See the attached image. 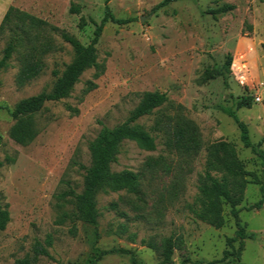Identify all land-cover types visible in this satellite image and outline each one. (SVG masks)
Here are the masks:
<instances>
[{"label":"rangeland","instance_id":"rangeland-1","mask_svg":"<svg viewBox=\"0 0 264 264\" xmlns=\"http://www.w3.org/2000/svg\"><path fill=\"white\" fill-rule=\"evenodd\" d=\"M161 1L108 2L116 17L132 21L106 23L97 44L99 67L86 69L67 97L46 103L35 114L39 133L25 145L10 137L12 110L20 100L53 88L75 55L61 32L89 44L107 1H12L46 24L23 32L12 23L0 35V59L9 43L15 45L0 70V202L11 215L6 229L0 230V264H16L34 255L39 244L51 256L40 255L35 264H133V255L140 264H161L163 243L170 236L178 241L174 264L220 259L226 249L232 253L220 264H264V202L260 209H248L262 198L264 162L245 147L237 123L221 108L236 109L252 142L263 139L264 150V0H178L156 8ZM226 4L235 8L216 16L209 13ZM34 45L48 49L45 68L19 86L23 56ZM229 55L232 64L227 69ZM219 68L222 74L212 77L211 70ZM147 91L169 98V103L138 120L157 147L146 150L125 140L111 165L113 171L141 174L144 201L123 191H101L96 224L77 221L74 228L70 220L59 223L63 212L74 208L62 194L84 188L81 165L91 164V141L104 126L126 121ZM243 95L252 96L251 108L237 109ZM168 117L172 122L185 117L199 126L204 146L198 154L180 155L167 147L157 122ZM218 140L230 142L245 168L261 181L247 185L239 206L241 224L256 237L237 238L234 247L227 242L237 231L228 205L221 228L195 214L201 208L198 186L205 174L206 147ZM158 156L173 166L171 173L145 171L148 159ZM113 202L119 203L120 211L111 208ZM110 250L116 251L103 254Z\"/></svg>","mask_w":264,"mask_h":264},{"label":"trees","instance_id":"trees-1","mask_svg":"<svg viewBox=\"0 0 264 264\" xmlns=\"http://www.w3.org/2000/svg\"><path fill=\"white\" fill-rule=\"evenodd\" d=\"M105 7V15L100 23L95 22L94 36L89 44L82 43L76 36L67 32H61L65 41L71 44L74 49L73 60L66 65L62 75L58 77L53 88L50 91H42L38 94L26 97L20 100L11 112L15 123L10 129V137L17 143L25 145L30 143L38 135L35 114L43 109L46 103L60 101L67 97L72 91L74 85L79 81L83 72L90 67H99L97 61V44L102 36L107 22L112 21L117 24H126L132 19L118 18L111 11L108 2ZM178 0H162L156 8L168 5ZM155 8V9H156ZM235 8L232 4H226L216 9L209 10L214 16L226 13ZM75 12H79V7L73 6ZM15 23L17 29L23 32L32 28H40L46 24L44 20L28 12L22 11L15 5H10L7 9L1 23L0 35L8 25ZM15 51V45L9 43L4 50V55L0 59V70L7 65L8 59ZM48 51L46 48H40L37 45L32 46L23 56L21 68L17 75V83L24 86L31 80L38 77L45 68L44 54ZM232 64V55H229L225 63V68ZM212 77L222 74V69L211 70ZM169 103L166 93L159 91H147L143 94L139 104L134 108L129 118L123 123L115 126H104L99 135L90 143L91 164L89 166L81 165L85 170L84 188L81 192L74 189L65 191L62 197L69 201L73 210H65L59 220L63 223L70 220L77 228V221L96 224L99 218L96 197L99 192H125L136 197L139 202L144 201L145 192L141 186V174L132 170L113 171L112 163L116 160L120 151V146L125 140L136 142L141 148L146 150H155L156 139L139 123L143 116L152 114L155 109ZM253 106L252 96L243 95L237 102V109ZM222 110L231 116L237 123L241 131V140L245 147L260 156L264 162V150L261 148L263 139L258 144H254L250 138L248 125L239 118L237 110L232 107H221ZM179 109V108H178ZM158 127L163 130L166 136V145L171 151L180 155H196L203 146V138L199 126L192 120L185 117H179L172 122V117L167 120L160 119ZM145 171L154 174L162 171L171 173L173 166L168 163L163 156L150 157L144 166ZM251 176V178H249ZM177 174H175V179ZM252 182H261L257 174L247 170L244 164L238 158L235 147L226 140H218L210 143L206 147L205 174L201 178L199 188V200L201 208L195 210L196 217L215 228H221L225 224L224 207H230V213L235 219L237 226L236 236L227 238L228 245L234 247V241L240 239H254L255 232H249L240 222L239 207L242 203L247 185ZM178 183V181H177ZM262 198L248 207L249 210L260 209L264 202V182L261 184ZM123 198L121 197V200ZM111 208L118 210L119 203L113 202ZM140 208V205H136ZM120 211V210H118ZM124 213V212H121ZM125 215V213H124ZM11 220L10 211L6 205L0 202V230H5ZM48 243L51 244L49 237ZM178 246V241L173 236L167 237L163 243V260L161 264H174V253ZM111 251H104L107 254ZM128 251V250H122ZM230 250L224 251L223 257L212 261L203 260L191 261L183 260L181 264H220L225 261ZM40 255L51 256L48 249L39 244L34 251V255L27 254L17 259L16 264H35ZM133 264H140L133 255Z\"/></svg>","mask_w":264,"mask_h":264},{"label":"crops","instance_id":"crops-1","mask_svg":"<svg viewBox=\"0 0 264 264\" xmlns=\"http://www.w3.org/2000/svg\"><path fill=\"white\" fill-rule=\"evenodd\" d=\"M13 0H0V23Z\"/></svg>","mask_w":264,"mask_h":264},{"label":"built area","instance_id":"built-area-1","mask_svg":"<svg viewBox=\"0 0 264 264\" xmlns=\"http://www.w3.org/2000/svg\"><path fill=\"white\" fill-rule=\"evenodd\" d=\"M256 99H257L258 101H261V98H260V97H257Z\"/></svg>","mask_w":264,"mask_h":264}]
</instances>
